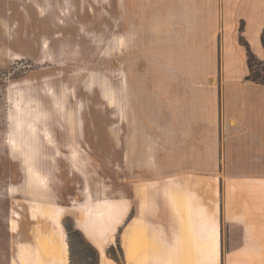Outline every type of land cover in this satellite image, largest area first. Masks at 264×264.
<instances>
[{
    "label": "rangeland",
    "instance_id": "rangeland-1",
    "mask_svg": "<svg viewBox=\"0 0 264 264\" xmlns=\"http://www.w3.org/2000/svg\"><path fill=\"white\" fill-rule=\"evenodd\" d=\"M240 1L0 0V264H29L31 242L34 264H98L101 252L129 264V223L140 202L132 188L192 181L177 165L215 153L217 184H200L202 215L213 221L201 241L216 264H264V185L227 184L224 170L222 32L225 9L245 27ZM260 1L255 24L264 20ZM12 111L18 131L31 136L26 121L36 118L58 144L55 154L39 140L49 148L36 159L47 179L39 187L26 183L8 143ZM238 154L240 171L264 174L257 148ZM253 196L259 211L244 205ZM239 212L255 228L234 253L246 236L245 224L232 221Z\"/></svg>",
    "mask_w": 264,
    "mask_h": 264
},
{
    "label": "crops",
    "instance_id": "crops-1",
    "mask_svg": "<svg viewBox=\"0 0 264 264\" xmlns=\"http://www.w3.org/2000/svg\"><path fill=\"white\" fill-rule=\"evenodd\" d=\"M257 2L261 1H240L239 7L242 9L238 12L246 19V25L242 30L235 16L229 12L226 13L225 9L228 18L224 20L222 32L223 69L220 84L223 98L221 104L223 158L227 184L264 185V174L242 172L232 160L235 152L240 153L238 155L244 159V155H248L257 148V152L262 157L260 162L264 164V84L247 79L248 49L240 41V34L238 35L241 32L256 57L264 60L262 43L264 20L255 24L251 17L252 11L258 12L262 8V5ZM261 13L264 15V10ZM192 129L190 139L194 142L200 140V126L193 123ZM216 157V153L212 156L209 154L202 160L201 157L194 155L191 164L177 165L174 171L194 174L192 181H185L182 178V180L167 181L165 184H141L136 191L132 188L134 194L140 192L138 197L140 202L138 215L129 223V264H216V254L211 250L212 245L201 241V237H206V231H210L213 221L202 215L203 212L206 214L205 206L204 208L199 206L205 204L201 200L205 192L200 184H217ZM192 184H199V186L194 187ZM239 191L237 189L233 192V201L234 199L235 201H232V206L235 208L240 206V196L237 194L242 193V189ZM244 200L245 207L249 206L247 210L261 209L258 204H255L258 203L256 196ZM231 216L232 221H239L246 226L245 242L234 251L236 253L250 242V237L254 235L255 224L254 220H248L250 215L246 212ZM192 239L193 242H196V239L200 242L193 244ZM189 240L190 243H187ZM30 244L32 246L30 253L27 252L24 256L28 255L29 264H34L38 261L39 248L34 242ZM26 247L28 248V245ZM199 254L208 260L201 261ZM98 260V264H118L102 252L98 254Z\"/></svg>",
    "mask_w": 264,
    "mask_h": 264
},
{
    "label": "bare ground",
    "instance_id": "bare-ground-1",
    "mask_svg": "<svg viewBox=\"0 0 264 264\" xmlns=\"http://www.w3.org/2000/svg\"><path fill=\"white\" fill-rule=\"evenodd\" d=\"M51 93V96L55 105H59L60 99L56 97L55 94ZM73 95V94H72ZM63 108V105L59 106ZM36 119V118H35ZM34 118H28L27 124L28 131H30L29 136L27 132H23L22 129L18 131V124L12 111L10 113L9 122L11 125V129L8 134V143L13 152L16 153L18 160L22 167L26 168V183L32 182L34 186L39 187V184H46V175L41 171V168L38 166L36 161L37 158H40V150H48V147L41 146V142L39 140L43 139V142L47 144V146L52 147L55 150V154H59L60 150L58 144L54 137L51 135V131L49 129H45L44 126L39 125ZM74 130V128L72 127ZM36 146H38L39 150H37ZM67 149L70 151L69 160L73 159L77 155V151L70 141L67 143ZM25 184V183H24ZM89 202V201H87ZM248 240V238H247Z\"/></svg>",
    "mask_w": 264,
    "mask_h": 264
},
{
    "label": "trees",
    "instance_id": "trees-1",
    "mask_svg": "<svg viewBox=\"0 0 264 264\" xmlns=\"http://www.w3.org/2000/svg\"><path fill=\"white\" fill-rule=\"evenodd\" d=\"M240 40L247 46L248 49L247 55L249 74L247 75V79L264 84V60H260L256 57L243 35L240 36ZM262 43L264 45V30L262 32ZM70 231H72V228H70ZM112 255L114 254L112 253Z\"/></svg>",
    "mask_w": 264,
    "mask_h": 264
}]
</instances>
